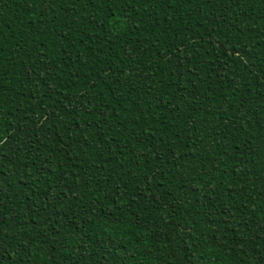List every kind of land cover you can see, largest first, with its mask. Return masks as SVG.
I'll return each instance as SVG.
<instances>
[{
  "label": "trees",
  "instance_id": "16d2710c",
  "mask_svg": "<svg viewBox=\"0 0 264 264\" xmlns=\"http://www.w3.org/2000/svg\"><path fill=\"white\" fill-rule=\"evenodd\" d=\"M0 264H264V0H0Z\"/></svg>",
  "mask_w": 264,
  "mask_h": 264
}]
</instances>
